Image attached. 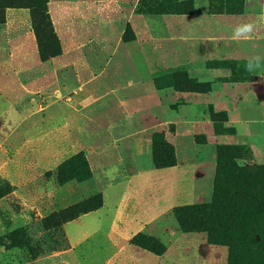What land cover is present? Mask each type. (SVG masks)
Wrapping results in <instances>:
<instances>
[{"label":"rangeland","instance_id":"374dc122","mask_svg":"<svg viewBox=\"0 0 264 264\" xmlns=\"http://www.w3.org/2000/svg\"><path fill=\"white\" fill-rule=\"evenodd\" d=\"M245 3L209 0L203 19L264 40V0L259 21L245 12ZM46 8L58 57L78 51L94 79L83 83L80 69L71 65L46 79L53 69L41 61L30 9L5 11L0 189L8 193L0 199V264H100L101 257L88 255L86 242L70 251L66 224L72 243L85 234L92 238L95 216L84 221L78 212L93 198H102L103 206L102 193L111 185L123 198L117 209L120 228L151 207L157 211L143 231H131L125 241L129 251L154 258L147 264H264V47L252 59L205 57L189 70L192 50L205 35L188 40V25L204 23L194 0H48ZM38 23L48 57L50 41ZM131 46L138 48L150 81L143 82ZM27 56L36 58L34 65L23 61ZM148 84L159 91L158 102L145 98ZM111 91L138 99L139 110L161 106L168 116L163 130H145L138 155L135 138L106 122ZM199 163L213 167L205 165L211 177L204 179L209 196L202 202L168 203L174 172L125 183L133 175L188 164L189 173L179 178L185 185L200 179ZM230 184L231 196L223 195ZM108 195L114 200L113 190ZM180 198L177 194L174 201ZM225 207L232 209L229 219L222 216ZM63 211L77 212L76 218L64 222V216L58 218ZM147 242L159 244L162 254L150 252Z\"/></svg>","mask_w":264,"mask_h":264},{"label":"crops","instance_id":"0c3cea01","mask_svg":"<svg viewBox=\"0 0 264 264\" xmlns=\"http://www.w3.org/2000/svg\"><path fill=\"white\" fill-rule=\"evenodd\" d=\"M194 3L196 15H198L205 24L194 22L188 25V40H193V36L198 37L202 33H205V35L202 43L195 45L194 49L192 50L194 57L193 63H190L185 68L190 70L195 65H200L201 63L204 64L202 59L205 57L218 59L228 57H242L245 59H252L254 58V55H256V52H258V49L264 47V40L261 35H257L256 37L239 36L238 32L236 31L237 28L233 27L232 25H218L217 23H215L217 21H213V19L211 18H209L208 20L203 19V15L207 14V10H209L210 7L209 0H194ZM244 10L245 12L250 13V15L256 17V19H258L259 21L263 10L262 0H246ZM218 17L222 16L219 15ZM215 31H221L223 32V35H215ZM182 39L184 40L185 37H183ZM4 40H7L11 43V39H9L7 36L4 37ZM131 47V56L133 60L136 61V64L141 70V78L143 82L150 81L151 73L142 61L138 48L136 46ZM24 59H27L23 61H27L30 65H34L36 62L35 57L27 56ZM46 63H48L47 65H52L53 69L51 74L45 77L46 79L48 78L51 80L53 78H56L57 71L65 68L68 65L75 66L80 69L81 76L85 79L83 83L91 82L94 79L89 65L78 51H73L70 53L69 51L64 52L61 57L54 58L47 61ZM45 78H39L38 81H44ZM144 93L146 95L145 98L149 99L150 101H159L160 93L152 85H146ZM106 97L110 102L104 110V117L105 119H108L106 120V122L110 125L111 129H120L122 127L123 130L121 131L120 135L129 133L131 137L135 138L136 154L138 155L143 145L141 144V139H144L145 136H148L147 132L145 133V130L154 128H158V130L160 131L163 130V128L161 129L159 127L162 126L163 121L167 120L168 116L164 112V109L161 108V106L155 105L154 107L151 106L147 109L139 110L137 108L136 102H134L138 99H129L127 97H123L122 95L115 94L114 91H111L109 94H107ZM85 100L87 102L88 99ZM97 100L98 99H94V101ZM146 125L149 127H143ZM177 130L180 131V124L179 126H177ZM119 140H121V138H119L118 141ZM205 165H209L213 169L212 165L210 164L199 163L196 167H198L197 169L201 174L199 175L200 179L197 181H188V183H186L185 185H183L182 183L180 184L179 178L184 177L189 173L188 168L190 165L188 164L172 169H165L166 171L155 170L148 174L146 173L133 175L130 177L128 182L126 181L125 183L127 185H130L131 183H133V181H139L142 176L156 175L158 171H161L163 173L174 172L176 178L171 184L174 189L168 199V203L183 204L189 203L191 201L202 202L207 199V196H209V189L207 187V183L204 182V179H209L211 177V173L208 170H205L210 167ZM192 169V171H194L195 168ZM184 186L185 188L183 189ZM118 187L120 188L119 185ZM112 190L114 192V200L111 201V196L108 195V193ZM178 191H181V193H179ZM116 192L118 193L115 194ZM177 194H180L181 198L174 201V198L177 196ZM102 197L103 206L99 210L90 212L79 218L80 220L84 219L85 221V219H88L91 216H95L96 227L95 231L93 232L92 238L91 236L89 237L90 234H85L86 238L84 240L81 239L76 243H72V236L67 232L68 226L71 224H66V235L72 247L70 251H73V249L79 247L81 242H86L88 255L94 258L97 257V259L101 257L102 259L100 258V264H147V262L155 261L153 260L154 258L152 259V256H150L149 254H140L139 256L136 255L132 251H129L130 248L127 244L125 245V241L128 240V236L131 231L135 230L138 233L143 231L149 225V223L151 222V218L147 217L156 214L157 211L155 210V208L151 207L150 210L143 214V216H140L138 220H136L135 218L131 219L130 225L127 229L120 228V219L118 218L119 215L117 209H120L123 203L121 191L117 188V186L111 185L103 191ZM78 226L81 228L83 227L81 225ZM88 240H92L93 243L90 242V244H88ZM100 255H102L103 257Z\"/></svg>","mask_w":264,"mask_h":264},{"label":"trees","instance_id":"16d2710c","mask_svg":"<svg viewBox=\"0 0 264 264\" xmlns=\"http://www.w3.org/2000/svg\"><path fill=\"white\" fill-rule=\"evenodd\" d=\"M22 1L24 0H20L19 3L21 4ZM29 2V5L27 7H24L23 5H17V0H0V25L5 24V11L7 9H11V8H29L31 11V18H32V26L33 30H34V36L37 42V46H38V53L40 55L41 61L42 62H46L49 59L58 57L60 55V52L57 51V47L53 45V43H51L52 41H55V37H54V29L47 11V4H48V0H26ZM16 5V6H15ZM15 6V7H14ZM38 21L41 22V24H43L45 26V36L47 37V39L50 41L49 45H51V52L48 55V57H43V52L44 49L42 48V44L45 42L44 38L41 35V29H40V25L38 23ZM199 86V85H197ZM158 134H154L153 135V139L155 138V136H157ZM171 166H161L160 168H168ZM234 186H232V184H230L228 186V189H226L223 193V195L225 196H231L229 195V191L230 190H234ZM8 193V191L6 189H0V199L2 197H4L6 194ZM233 194V191H232ZM91 201L93 202V204L88 208L85 209L81 212H78V214H88L90 212H94L97 211L101 208L102 206V198H93L91 199ZM75 207V206H73ZM72 207V208H73ZM74 210V209H73ZM222 212V216L226 219H229L232 217L233 212L232 209L230 207H225L221 209ZM76 214L75 213H69V211H63L58 215V218L63 217L65 220L64 222H70L72 220H74L76 218ZM136 238H134L131 242V244H135V240ZM148 247V250L156 255H161L162 254V250L159 244L156 243H145ZM247 264H263L260 260H254L251 262H248Z\"/></svg>","mask_w":264,"mask_h":264}]
</instances>
